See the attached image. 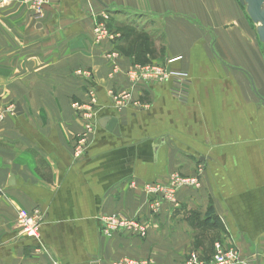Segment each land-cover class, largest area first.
<instances>
[{
    "label": "crops",
    "instance_id": "crops-1",
    "mask_svg": "<svg viewBox=\"0 0 264 264\" xmlns=\"http://www.w3.org/2000/svg\"><path fill=\"white\" fill-rule=\"evenodd\" d=\"M102 20L115 38L97 42ZM148 62L186 74L185 102L171 81H129L131 65ZM89 86L95 125L75 158L83 120L71 104ZM0 112V264H184L190 251L210 260L215 242L260 264L264 45L239 0H57L39 16L30 0H0ZM173 172L199 174L200 187L178 189L153 216L144 186ZM209 207L214 225L202 223ZM35 208L38 239L16 227L17 211ZM102 213L147 234L106 236Z\"/></svg>",
    "mask_w": 264,
    "mask_h": 264
},
{
    "label": "built area",
    "instance_id": "built-area-1",
    "mask_svg": "<svg viewBox=\"0 0 264 264\" xmlns=\"http://www.w3.org/2000/svg\"><path fill=\"white\" fill-rule=\"evenodd\" d=\"M57 0H30L33 15L39 16L45 5L56 2ZM88 2L90 0H87ZM105 20V16H103ZM93 36L95 41L112 40L115 34L112 33L105 21H96L93 25ZM115 54L109 55L110 58ZM178 58H171L168 63L174 62ZM78 74L90 76L86 70H78ZM127 77L132 83L149 82L163 83L171 81L173 88L171 94L180 102H185L187 99L186 86L188 85V77L183 72L172 71L169 66L159 63H134L127 71ZM87 100L82 103L73 102L71 105L77 111L81 120H83V132L78 134L72 143L73 156L81 157L86 150L89 134L93 131L95 125L96 113V94L92 86H89L86 91ZM130 98L129 92L122 91L114 93L113 99L117 107L123 106ZM2 112H0V120ZM184 187H200V176L182 175L178 172L170 173L166 177L165 182L147 183L144 186V191L149 196L150 213L153 216L159 215L162 206L173 201L174 195L178 189ZM43 220V215L39 209L35 208L31 211L20 209L16 214V227L20 235L38 239L40 234V225ZM100 229L102 234L110 236L116 232H124L125 234L145 237L148 230V225L144 222L128 218L118 213H102L98 216ZM258 260L256 258L242 259L235 248H224L219 242L213 245V255L208 261L203 260L197 252L190 251L187 254L184 264H253ZM260 264H264V240L263 249L259 255ZM91 264H100L99 260H93ZM109 264H152L150 260H137L132 258H123L110 262Z\"/></svg>",
    "mask_w": 264,
    "mask_h": 264
},
{
    "label": "water",
    "instance_id": "water-1",
    "mask_svg": "<svg viewBox=\"0 0 264 264\" xmlns=\"http://www.w3.org/2000/svg\"><path fill=\"white\" fill-rule=\"evenodd\" d=\"M245 6L246 12L251 21L256 24V33L259 41L264 45V0H239ZM16 112L20 109L16 106ZM114 120L109 122L108 128L111 129Z\"/></svg>",
    "mask_w": 264,
    "mask_h": 264
},
{
    "label": "trees",
    "instance_id": "trees-1",
    "mask_svg": "<svg viewBox=\"0 0 264 264\" xmlns=\"http://www.w3.org/2000/svg\"><path fill=\"white\" fill-rule=\"evenodd\" d=\"M202 223H204L205 225H209V224L214 225V220H213V214H212V208L211 207H209V209H208V211L206 213V216H205V218H204Z\"/></svg>",
    "mask_w": 264,
    "mask_h": 264
},
{
    "label": "rangeland",
    "instance_id": "rangeland-1",
    "mask_svg": "<svg viewBox=\"0 0 264 264\" xmlns=\"http://www.w3.org/2000/svg\"><path fill=\"white\" fill-rule=\"evenodd\" d=\"M245 7V6H244ZM122 20H124L123 18H122ZM142 21V20H141ZM133 23H137V24H139L140 22H138V21H135V18H133Z\"/></svg>",
    "mask_w": 264,
    "mask_h": 264
}]
</instances>
